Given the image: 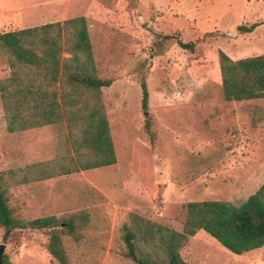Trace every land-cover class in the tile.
Wrapping results in <instances>:
<instances>
[{
  "label": "rangeland",
  "instance_id": "374dc122",
  "mask_svg": "<svg viewBox=\"0 0 264 264\" xmlns=\"http://www.w3.org/2000/svg\"><path fill=\"white\" fill-rule=\"evenodd\" d=\"M80 15L99 73L112 79L102 96L116 162L11 186L8 201L26 219L87 212L82 236L65 240L69 264H132L111 252L129 213L180 230L185 203L239 205L264 181V98L224 100L218 63V50L231 59L264 54V0H0V32ZM253 22L249 33L236 29ZM166 34L193 41L194 50ZM8 72L0 57V79ZM56 142L55 125L9 132L0 102V170L52 159ZM47 242L43 230L4 242L0 229L13 264H58ZM180 254L190 264H264V246L236 255L203 230Z\"/></svg>",
  "mask_w": 264,
  "mask_h": 264
},
{
  "label": "trees",
  "instance_id": "16d2710c",
  "mask_svg": "<svg viewBox=\"0 0 264 264\" xmlns=\"http://www.w3.org/2000/svg\"><path fill=\"white\" fill-rule=\"evenodd\" d=\"M259 23L237 25L239 33L251 32ZM194 50V42H183ZM0 57L9 68L0 79V102L9 132L44 125L57 128L56 154L52 159L0 170V229L4 242L18 240L23 230L48 234L47 251L58 264H69L65 240L77 241L89 222L85 211L61 217L50 214L31 219L14 215L8 189L101 168L116 162L102 89L112 79L101 76L89 36L87 20L75 16L61 21L0 32ZM221 91L226 101L264 98V54L231 59L218 50ZM141 109L148 113L149 93L140 82ZM150 116L143 129L151 145L155 132ZM180 230L131 212L120 227L111 252L132 264H190L180 249L190 236L203 230L229 252L241 255L264 246V181L242 203L204 199L184 204ZM0 264H13L6 254Z\"/></svg>",
  "mask_w": 264,
  "mask_h": 264
},
{
  "label": "water",
  "instance_id": "95a60500",
  "mask_svg": "<svg viewBox=\"0 0 264 264\" xmlns=\"http://www.w3.org/2000/svg\"><path fill=\"white\" fill-rule=\"evenodd\" d=\"M4 248H5V244H0V258L2 257L3 255V252H4Z\"/></svg>",
  "mask_w": 264,
  "mask_h": 264
},
{
  "label": "crops",
  "instance_id": "0c3cea01",
  "mask_svg": "<svg viewBox=\"0 0 264 264\" xmlns=\"http://www.w3.org/2000/svg\"><path fill=\"white\" fill-rule=\"evenodd\" d=\"M51 22H53V21H51ZM46 23H47V22H46ZM42 24H43V23H42ZM39 25H40V24H39ZM262 183H263V182H262ZM262 183H261V184H262Z\"/></svg>",
  "mask_w": 264,
  "mask_h": 264
}]
</instances>
